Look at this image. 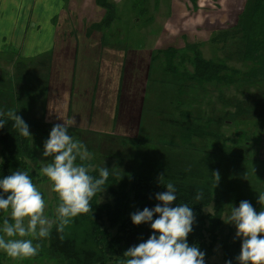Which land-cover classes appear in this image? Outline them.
<instances>
[{"label": "rangeland", "instance_id": "obj_1", "mask_svg": "<svg viewBox=\"0 0 264 264\" xmlns=\"http://www.w3.org/2000/svg\"><path fill=\"white\" fill-rule=\"evenodd\" d=\"M108 1L116 19L100 31L91 26L106 12L95 0L64 3L57 30L64 35L61 41L68 39L59 45L71 47L66 52L26 60L4 47L0 112L18 107L17 115L34 123L36 158L26 166L37 177L46 178L40 169L51 162L43 151L52 127L65 124L69 135L92 154L84 162L89 170L105 166L122 174L133 168L144 174L152 164L165 163L211 186L225 211L208 263L225 264L224 247L237 238L227 219L230 206L247 200L258 212L264 210V200L258 203L264 196V82L226 87L212 81L199 87L188 78L196 74L193 64L183 59L196 60L191 48L200 55L202 69L209 62L220 68L222 62L246 71L252 63L241 60L242 43L233 39L218 45L216 33L234 27L249 0ZM247 19L240 20L241 28ZM166 49L180 52L173 57L156 54ZM214 173L219 174L216 182ZM35 185L46 201V215L55 221L56 193L49 182ZM100 202H111L108 192ZM205 212L212 213V206ZM70 223L66 236L80 243L85 227ZM34 243L40 245L36 256L13 260L0 252V264H61L42 256L44 239Z\"/></svg>", "mask_w": 264, "mask_h": 264}, {"label": "trees", "instance_id": "obj_2", "mask_svg": "<svg viewBox=\"0 0 264 264\" xmlns=\"http://www.w3.org/2000/svg\"><path fill=\"white\" fill-rule=\"evenodd\" d=\"M68 0H63L67 3ZM96 6L105 10L104 19L99 24L93 25V31L109 29L116 19L115 7L108 0H95ZM243 12L238 17L237 24L227 30L219 31L216 43L224 41L239 40L242 44L240 53L243 62L252 64L246 65V71L240 72L219 62V67L214 68L211 62L200 61V55L191 49L194 60L189 56L185 59L193 64L195 73L199 75L189 76L199 87L205 86L208 82H219L222 86H234L245 83L264 82V0H249L243 7ZM248 17L246 27L241 28L242 19ZM184 50V49H182ZM178 51H159L158 53H168L169 57ZM245 62V63H246ZM249 64V63H247ZM242 81V82H241ZM259 85H262L258 83ZM14 111L18 112L14 109ZM259 111H262L260 109ZM5 119V126L0 128V157L3 161L0 164V179L5 178L16 170H26L29 172L34 184L48 182L47 178L37 177L36 173L27 168V162H33L36 158L35 140L30 126L32 121L24 120L28 125L31 138L19 135L18 130L13 128V122ZM81 162V161H80ZM87 166V165H86ZM138 166H136L137 168ZM102 167L89 170L93 177L99 178V170ZM109 177L103 186L106 188L99 197H94L91 201L92 214L78 215L71 220L74 227H85L83 240H77L66 236L65 231L58 232L54 224L50 237L44 239L46 246L42 249V256L46 259L60 262L61 264H124L126 257L124 253L132 246L145 242L151 235V224L133 225L131 215L134 212L142 211L144 208L152 209L159 201L155 199L157 193L166 191L165 185L171 182L176 188L177 200L170 207L177 204H187L194 212L195 220L192 232L187 237L189 246H197L205 254L204 262L214 254V248L219 242L218 232L223 224L220 218L225 211L224 202L214 197L213 189L205 183L194 182V179L187 176L186 170L168 167L165 163H154L148 173L139 174L131 168L129 171L117 173L108 169ZM163 176L162 181L160 178ZM108 192L111 202H100L101 196ZM203 193L201 200H196V195ZM0 195H5L0 193ZM6 198V195H5ZM212 206L213 212L206 213L205 209ZM258 212V210H257ZM6 213L0 212V228ZM158 218L153 216V220ZM58 223V222H57ZM115 230L113 234L112 231ZM158 235V234H157ZM241 239L235 238L232 244L224 247V258L226 262L235 263L239 256ZM239 241V242H238ZM77 244L84 247L77 248ZM79 246V247H80Z\"/></svg>", "mask_w": 264, "mask_h": 264}, {"label": "clouds", "instance_id": "obj_3", "mask_svg": "<svg viewBox=\"0 0 264 264\" xmlns=\"http://www.w3.org/2000/svg\"><path fill=\"white\" fill-rule=\"evenodd\" d=\"M17 113L11 109L0 112V128L5 126L3 117H6L20 136L31 138L29 125ZM68 129L65 124L52 127L43 151V156L51 157V162L44 163L40 169L59 201L55 221L46 215V201L28 171L18 169L0 179V193L6 195V198L0 195V212L8 214L0 228V252L13 260L36 256L40 245L34 241L49 238L54 223L57 231L63 232L74 217L92 214V199L106 189L103 186L110 171L104 166L99 170V178L93 177L84 163L92 154L69 135ZM78 158L81 163H77ZM214 179L219 180L218 173H214ZM165 188L166 191L156 194L159 203L154 208L146 207L131 215L133 225L150 222L153 235L130 247L124 253V264H205V254L187 243L195 220L192 208L187 204L170 207L177 200L176 188L171 182ZM195 198L201 200L203 193ZM262 200L264 196L258 197L259 204ZM260 205L264 209V204ZM230 208L228 223L235 226L236 237L241 239L238 264H264V210L257 212L247 200L241 201L239 207ZM154 215L158 217L155 220Z\"/></svg>", "mask_w": 264, "mask_h": 264}, {"label": "crops", "instance_id": "obj_4", "mask_svg": "<svg viewBox=\"0 0 264 264\" xmlns=\"http://www.w3.org/2000/svg\"><path fill=\"white\" fill-rule=\"evenodd\" d=\"M64 5L63 0H0V53L4 47H11L28 60L37 54H61L71 49L66 44L65 48L59 47L68 41H61L64 35L60 36L57 30L61 27L58 14Z\"/></svg>", "mask_w": 264, "mask_h": 264}]
</instances>
